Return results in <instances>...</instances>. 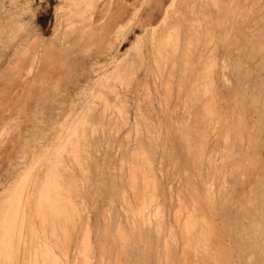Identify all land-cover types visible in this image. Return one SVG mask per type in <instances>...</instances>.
<instances>
[{"label":"rangeland","instance_id":"1","mask_svg":"<svg viewBox=\"0 0 264 264\" xmlns=\"http://www.w3.org/2000/svg\"><path fill=\"white\" fill-rule=\"evenodd\" d=\"M0 264H264V0H0Z\"/></svg>","mask_w":264,"mask_h":264},{"label":"crops","instance_id":"2","mask_svg":"<svg viewBox=\"0 0 264 264\" xmlns=\"http://www.w3.org/2000/svg\"><path fill=\"white\" fill-rule=\"evenodd\" d=\"M29 16H27V18H26V22L27 21H29ZM46 15H42V14H38L37 15V27H39V28H46ZM45 72H47V71H39V70H37V76L39 77V76H42V75H44L45 74Z\"/></svg>","mask_w":264,"mask_h":264},{"label":"bare ground","instance_id":"3","mask_svg":"<svg viewBox=\"0 0 264 264\" xmlns=\"http://www.w3.org/2000/svg\"><path fill=\"white\" fill-rule=\"evenodd\" d=\"M153 31H154V29H153ZM204 79V78H203ZM248 78H246V80H247ZM33 190H27L26 192H25V194H24V199L26 198H30L32 195H33ZM46 200V199H45ZM27 201V200H26ZM71 201V200H70ZM29 202V201H28ZM20 229V228H19Z\"/></svg>","mask_w":264,"mask_h":264}]
</instances>
